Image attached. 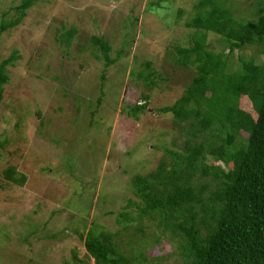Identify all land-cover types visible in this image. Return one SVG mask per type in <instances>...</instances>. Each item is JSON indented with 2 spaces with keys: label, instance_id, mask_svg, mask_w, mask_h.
<instances>
[{
  "label": "rangeland",
  "instance_id": "obj_1",
  "mask_svg": "<svg viewBox=\"0 0 264 264\" xmlns=\"http://www.w3.org/2000/svg\"><path fill=\"white\" fill-rule=\"evenodd\" d=\"M200 1L34 0L20 25L0 35V63L17 57L0 105V264H94L81 234H124V226L142 223L138 209L128 207L139 202L132 180L155 172L164 148L182 152L186 141L174 114L159 110L179 101L196 76L175 63V49L189 46L195 32L185 23ZM257 1L230 3L237 18L253 19ZM24 2L0 0V26L18 19ZM95 38L111 45L113 59L122 52L121 59L106 69ZM218 39L209 36L211 50H220ZM148 61L157 73L152 89L130 76ZM143 96L147 109L136 119L130 108L144 105ZM240 106L254 115L246 99ZM9 169L27 182H9ZM121 213L137 219L126 224ZM150 222L142 223L148 236L156 233ZM148 236L142 245L149 258L184 264L166 237L155 244ZM122 241L126 235L118 251L129 258Z\"/></svg>",
  "mask_w": 264,
  "mask_h": 264
},
{
  "label": "trees",
  "instance_id": "obj_2",
  "mask_svg": "<svg viewBox=\"0 0 264 264\" xmlns=\"http://www.w3.org/2000/svg\"><path fill=\"white\" fill-rule=\"evenodd\" d=\"M231 1L201 0L185 23L195 32L189 46L175 49V63L194 69L196 76L179 101L159 112L174 114L175 127L186 133L182 152L164 148L156 171L132 180L139 202L130 201L128 207H136L141 222L151 221L156 233L148 236L144 223L124 226V234L90 228L80 236L94 264H160L163 258H149L145 252L147 236L155 244L166 237L184 264H264V61L259 62L264 55V0L251 4L253 19L237 18ZM33 4L25 0L17 10L19 18L2 24L0 35L20 25ZM75 33H67V44ZM211 34L219 36L218 51L210 49ZM93 44L100 48L106 69L122 57L120 52L113 59L112 47L103 39L95 38ZM249 47L260 51L245 58L241 52ZM16 58L0 63V105L9 83L7 69ZM143 66L130 76L137 74L134 79L152 89L157 73L152 62ZM142 99L144 105L130 108L136 119L147 109L149 97ZM242 99L254 115L241 108ZM4 176L20 186L28 180L14 169ZM120 216L126 224L137 219L130 213ZM122 235L128 238L122 247L132 250L129 258L118 251Z\"/></svg>",
  "mask_w": 264,
  "mask_h": 264
}]
</instances>
